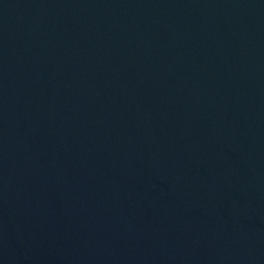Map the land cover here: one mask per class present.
Wrapping results in <instances>:
<instances>
[{
    "label": "water",
    "instance_id": "obj_1",
    "mask_svg": "<svg viewBox=\"0 0 264 264\" xmlns=\"http://www.w3.org/2000/svg\"><path fill=\"white\" fill-rule=\"evenodd\" d=\"M0 264H264V0H0Z\"/></svg>",
    "mask_w": 264,
    "mask_h": 264
}]
</instances>
